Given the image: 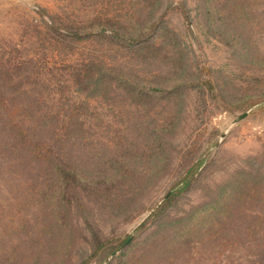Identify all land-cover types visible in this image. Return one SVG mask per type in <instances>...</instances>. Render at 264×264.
<instances>
[{
	"label": "rangeland",
	"instance_id": "374dc122",
	"mask_svg": "<svg viewBox=\"0 0 264 264\" xmlns=\"http://www.w3.org/2000/svg\"><path fill=\"white\" fill-rule=\"evenodd\" d=\"M0 88V264H264V0H0Z\"/></svg>",
	"mask_w": 264,
	"mask_h": 264
},
{
	"label": "trees",
	"instance_id": "16d2710c",
	"mask_svg": "<svg viewBox=\"0 0 264 264\" xmlns=\"http://www.w3.org/2000/svg\"><path fill=\"white\" fill-rule=\"evenodd\" d=\"M156 25L150 26L148 30H155ZM110 34H112L114 37L118 39H125L128 43H139L144 41L146 33L140 34L139 37H123L120 33L117 31H110ZM205 85L208 90L213 91V83L211 80H205ZM0 99H1V88H0ZM2 105V104H1ZM3 107V105H2ZM15 111V110H14ZM5 120V121H4ZM2 123L7 124L9 126V131L11 132V136L14 138V141L16 145L21 147H26L28 150H31L32 157L34 158V162L40 165H47L52 173V175L61 180H76L78 178V173L70 168L67 165H64L60 159H55L50 156V147L48 144L44 142H38L34 139L33 131L30 126H27L24 124V121H16L11 116H7L4 119L1 120ZM203 163L202 161L195 160L192 163H190L189 166L185 168V170L180 174L178 179L175 181L174 185L171 187V189L166 193L164 196V199L161 203L157 204L155 207L152 208L146 219L139 224V226L136 228V232H140L147 228L149 224H153L157 221V219L160 217V215L163 213V211L166 209V207L169 205V203L176 197V195L180 194L183 190H185L195 179L199 168L201 167ZM77 176V178H76ZM258 198L261 202L263 199V194L258 192ZM242 196H240V200H243ZM221 209L225 211V213H228L232 210V206L229 204H225L221 206ZM220 210V209H219ZM219 210H216L215 213H218ZM204 212V205L197 209V212H193V214L190 215V218H194L197 213ZM221 213V212H220ZM209 215V214H208ZM206 217V214H202L201 216L196 217V223L194 224L193 230L197 229L200 224L203 223V219ZM255 224L257 225H264V214L256 215L254 214ZM257 234L260 236H264V230L257 231ZM130 237L127 238H109L105 240L104 242H100L99 246H102L104 244H109L115 241H121V243L128 242ZM98 246V247H99ZM115 250L112 251L114 253ZM81 264H89L87 260H84Z\"/></svg>",
	"mask_w": 264,
	"mask_h": 264
},
{
	"label": "water",
	"instance_id": "95a60500",
	"mask_svg": "<svg viewBox=\"0 0 264 264\" xmlns=\"http://www.w3.org/2000/svg\"><path fill=\"white\" fill-rule=\"evenodd\" d=\"M246 114H247V112H245V113L241 114L240 116H238L237 120H240V119H242L243 117H245V116H246Z\"/></svg>",
	"mask_w": 264,
	"mask_h": 264
}]
</instances>
